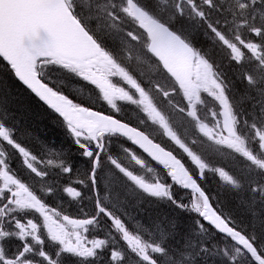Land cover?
Listing matches in <instances>:
<instances>
[{
	"label": "snow or ice",
	"instance_id": "obj_1",
	"mask_svg": "<svg viewBox=\"0 0 264 264\" xmlns=\"http://www.w3.org/2000/svg\"><path fill=\"white\" fill-rule=\"evenodd\" d=\"M185 25L204 29L212 41L208 49L193 44ZM108 36L119 37L120 45L108 46ZM217 49L227 51L235 75L246 82L239 100L214 58ZM0 57L56 114L87 165L78 169L70 150L61 151L59 164L46 162L59 171L41 191L15 167L11 153L6 158V150L18 152L36 177L51 172L37 170V156L20 139L21 130L0 118V264H264V0H0ZM144 66L150 73L139 70ZM82 82L98 90L95 101L73 94L70 85ZM14 86L0 79V103ZM202 94L218 102L204 115L198 108L205 104ZM98 102L114 111L97 110ZM119 102L137 106L162 126L199 174H190L173 151L118 118ZM161 103L191 118L209 141L246 158L245 175L223 167L213 171L234 189L247 186V226L215 206L202 187L208 165L173 131ZM128 141L168 169L173 183H149L129 170L116 151L120 142L128 153ZM131 159L143 164L136 155ZM61 173L69 174L65 184L72 186L57 182ZM176 185L191 190L190 207ZM62 193L91 202V218L72 219L62 215V205L50 206ZM154 198H167L177 215L163 209L142 220L127 210L129 201L160 204ZM184 213L196 215L181 227ZM92 225L104 238L87 241L82 232ZM43 229L50 245L41 238ZM177 234L181 242L173 246Z\"/></svg>",
	"mask_w": 264,
	"mask_h": 264
},
{
	"label": "trees",
	"instance_id": "obj_2",
	"mask_svg": "<svg viewBox=\"0 0 264 264\" xmlns=\"http://www.w3.org/2000/svg\"><path fill=\"white\" fill-rule=\"evenodd\" d=\"M88 0H81L82 3L87 4ZM180 25L178 24L177 27ZM191 33L192 42L197 44L200 48L208 49L209 45L212 43L210 37L204 35V29L198 25H185ZM106 43L110 47H116L120 45V38L114 36L106 37ZM137 54V52L135 53ZM222 72L225 73L227 78L232 81L231 88L233 89V94L237 100L240 98V94L246 88V82L240 80L234 72L233 66L229 62L228 53L226 50H216V54L214 57ZM148 72H146L147 74ZM0 79L5 80L10 85L12 82H15L14 87H10L9 95L4 99L2 103H0V118L8 121V125L12 126L15 124L17 129L21 130L20 139L24 141L25 146H30L33 150L41 153L46 157L47 160H54L55 164L60 163V159L57 157L60 155L61 151L64 153L69 152V148L72 150L70 154L72 156V163L76 165V167L80 170H83L87 167L84 163L86 158L81 157L79 155V151L77 146L72 144V138L68 135L67 130L65 127L55 118L56 114L52 113L50 109H47V106L44 105L39 99L31 93L25 86H23L14 76V73L10 71V66L7 65L6 61L0 57ZM58 85L67 86L68 82L64 80L57 81ZM71 91L74 95L79 98L89 99L91 98L95 101L96 96L95 92L98 90L95 89V86H88L87 82L82 83H72L70 85ZM97 104V103H96ZM247 107V105H246ZM120 144V142H117ZM195 148L200 147L205 154L210 158L213 159L215 151L213 145H207L202 140L196 139L195 141ZM123 147L130 148V142L124 144ZM237 162V161H234ZM227 165L230 167L229 162ZM233 173L237 176L245 175L242 169H234L231 168ZM59 170L52 167V176L51 180L47 182V184H51L54 179L57 178V172ZM198 174V173H197ZM207 178L203 179L202 186L206 189L207 192H211L212 196H223V194H230L232 196L231 191L225 190L222 188L221 179L219 178L218 172H211L206 175ZM69 174L61 173L57 179L58 183L65 182L68 180ZM78 179V178H77ZM245 185L243 188H246ZM241 197H244L246 200L242 201V206L236 204L233 206L234 210H236L237 214L247 222H240L238 221L237 216L235 219L237 223L242 224L250 223V206H249V197L250 193L248 192L247 188L240 190ZM237 196V195H236ZM238 197V196H237ZM240 197V198H241ZM181 198L189 203V207L191 206V199L189 195L181 194ZM239 198V197H238ZM123 200V197H121ZM155 199V198H154ZM220 202L223 201V198L218 199ZM240 200V199H239ZM134 212L135 216H145L148 217L153 216V218L158 214V212L162 211L163 209H167L169 215H177V212L166 202H160V204H153L147 201H143L141 205H134ZM190 215V213H184L181 217L182 218ZM247 224V225H248ZM183 227V225H181ZM177 234L173 238V246L177 243H180L179 236ZM179 241V242H178Z\"/></svg>",
	"mask_w": 264,
	"mask_h": 264
},
{
	"label": "bare ground",
	"instance_id": "obj_3",
	"mask_svg": "<svg viewBox=\"0 0 264 264\" xmlns=\"http://www.w3.org/2000/svg\"><path fill=\"white\" fill-rule=\"evenodd\" d=\"M69 150L71 151L72 149L71 148H69ZM226 158V157H225ZM226 159H228V158H226ZM226 162H228L227 160H225ZM229 165H230V167L231 168H233L234 169V167H235V169H242L243 171L245 170V168H246V166H247V164H243L242 162H229ZM244 173H245V171H244ZM239 197V198H238ZM238 197L236 196V195H230V194H223V196H220V197H218V196H213V198H214V200H215V204H216V202L217 201H219V200H217V199H219V198H223V201H222V204H221V208L224 210H226L228 207H231L232 205H236V204H239L238 203V201H237V199H240V196L238 195ZM68 202V204L70 205V206H73V207H77V208H81V209H83L84 207H85V205L87 204V202H89L87 199H85V200H83V201H78V202H73V201H71V200H68L67 201ZM241 202V201H240ZM142 203H140V204H136V202L135 201H129L128 202V208H127V210H128V212H130L133 216H135L134 215V212H137V210H134L133 209V206L134 205H141ZM232 208H233V206H232ZM233 210H234V208H233ZM196 214L195 213H190V215H188V216H186V217H184V218H182V223H181V225H183V227L184 226H186V225H188V224H191L192 223V221H191V219H190V217L191 216H195ZM137 218H140V219H142V220H150V219H153V216H150V217H148V215H145L144 217L143 216H136ZM132 223V226L133 227H135V224H134V222H131ZM180 236V238H179V241H181V235H179ZM178 241V242H179Z\"/></svg>",
	"mask_w": 264,
	"mask_h": 264
},
{
	"label": "flooded vegetation",
	"instance_id": "obj_4",
	"mask_svg": "<svg viewBox=\"0 0 264 264\" xmlns=\"http://www.w3.org/2000/svg\"><path fill=\"white\" fill-rule=\"evenodd\" d=\"M128 112H130V113H132V114H134L135 116L138 117V114H137L136 112H133V111H128ZM15 167H16V165H15ZM36 180H37V179H36ZM52 199H55V198H52ZM65 203H66V201H65ZM53 204L57 205L56 203H53ZM63 208H64V211H63L62 215H63V214H68V215H70V216H72V217H81V216H83V215L81 214V210H82L83 213H85V214H86V212H87V210L84 211V210L81 209V208L79 209V208H77V207H73V206H70V205H68V206H63ZM58 210H59V206H58ZM85 214H84V215H85ZM37 217H38V214H36L35 217H29V218H37ZM37 222H39V223L42 224V223H43L42 218H38ZM69 228L71 229V226H70V225H69ZM89 232H91V235H90V234H89V235H90V236H94V238H96V239L104 238V236H103L102 234L97 235V233H101V232H102V229H101L99 226H95V227H90V226H89ZM41 238L45 240L46 245H50V244L52 243V242H50L49 238L47 237L46 229H43V230H42V232H41ZM27 239H28L30 242L35 243L34 241L31 240V237H28ZM17 242H18L17 239H16V238H13L12 243L15 244V243H17ZM20 243H23V242H20ZM87 246H90V245L87 244ZM41 247H45V245H41ZM12 251H15V248H14V247H12ZM89 259H95V258H89Z\"/></svg>",
	"mask_w": 264,
	"mask_h": 264
},
{
	"label": "rangeland",
	"instance_id": "obj_5",
	"mask_svg": "<svg viewBox=\"0 0 264 264\" xmlns=\"http://www.w3.org/2000/svg\"><path fill=\"white\" fill-rule=\"evenodd\" d=\"M86 2H87V1H86ZM207 120H208V119H207ZM208 122H209V121H208ZM222 156H224V157H226V158H229V157L227 156V154H224V153H222ZM246 188H247V187H246ZM246 188H243V189H246ZM236 194L239 195V194H241V193H240V192H237ZM243 199H244V201L246 200L244 197H241L240 200L237 199L239 205L242 204ZM217 200H218V199H217ZM56 201L58 202V199H57ZM240 201H241V202H240ZM241 206H242V205H241ZM226 210L229 211V212H231L232 215H233L234 217H235V216L239 217V218H237L238 221H240V222H247L246 220L242 219V218L237 214L236 210H233L232 206H231V207H228ZM247 224H248V223H247ZM247 224L244 223V224H242V225H243V226H247ZM82 233L84 234L85 232H82Z\"/></svg>",
	"mask_w": 264,
	"mask_h": 264
},
{
	"label": "water",
	"instance_id": "obj_6",
	"mask_svg": "<svg viewBox=\"0 0 264 264\" xmlns=\"http://www.w3.org/2000/svg\"><path fill=\"white\" fill-rule=\"evenodd\" d=\"M26 86V85H25ZM27 87V86H26ZM131 126V125H130ZM138 146V145H137Z\"/></svg>",
	"mask_w": 264,
	"mask_h": 264
}]
</instances>
